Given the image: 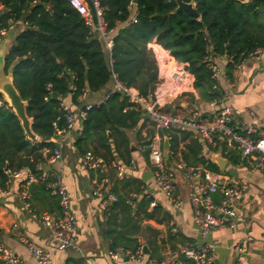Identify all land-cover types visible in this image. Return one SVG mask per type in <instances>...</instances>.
Listing matches in <instances>:
<instances>
[{"label":"trees","instance_id":"16d2710c","mask_svg":"<svg viewBox=\"0 0 264 264\" xmlns=\"http://www.w3.org/2000/svg\"><path fill=\"white\" fill-rule=\"evenodd\" d=\"M86 1L91 23L69 0H0V30L12 23H26L4 56L5 71L12 65L13 84L26 102L32 132L39 137L35 141L26 137L19 119L0 93V189H6L11 182L9 173L22 167L34 174L43 172L39 164L55 148L50 138L67 127L66 111L61 107L64 97L77 104L85 92H96L117 79L148 98L160 81L158 62L169 61L171 67L184 68L194 77L193 88L206 100H218L223 89L211 77L212 58L227 59L222 78L233 82L237 65L264 49V0H183L193 3L198 18L185 10L175 12L176 0H95L101 10L104 37L97 29L92 0ZM106 39L112 40L110 49ZM183 94L193 99L192 93ZM85 111L76 140L81 152L87 151L82 147L91 144L94 136L100 144L109 140L106 131L112 137H120L129 151L126 131L140 120V107L129 103L116 90L107 100ZM183 130H177L180 137L177 131H162L169 137L170 151L176 150L179 140L185 138ZM149 142H143L146 158ZM187 147L188 152L183 151L182 156L188 165L193 161L205 163L203 157H197L201 148L196 139ZM32 193L47 195L51 209L59 212L57 198L43 183L32 188ZM149 201H145L146 205ZM118 202L119 198L104 210L108 222ZM107 235L112 236L113 232L108 231ZM112 240L111 249L119 247L114 237ZM138 246L135 243L130 248L121 247L135 250Z\"/></svg>","mask_w":264,"mask_h":264},{"label":"crops","instance_id":"0c3cea01","mask_svg":"<svg viewBox=\"0 0 264 264\" xmlns=\"http://www.w3.org/2000/svg\"><path fill=\"white\" fill-rule=\"evenodd\" d=\"M23 27V22H16L7 28L0 54L7 53L15 35ZM155 52L157 53L156 49ZM212 60L223 71L227 59L216 56ZM158 66L162 86H167L171 70L169 61L165 64L158 62ZM193 80L194 77L188 73L186 84L166 97L160 108L183 117L197 114L200 119L211 121L217 108L210 106V101L193 88ZM220 87L227 93L223 103L232 110L234 126L239 129L249 126L264 130V50H258L245 58L236 69L234 81L222 78ZM111 89L113 81L96 92H85L77 104H73L69 97L63 98L62 103L74 117V124L66 131H57L50 138L55 147L60 149V160L52 163L46 158L39 164V168L43 169L42 174L47 177H53L61 169L60 179L70 194L77 220V249L56 250L45 264H143L125 258L118 262L110 260L108 251L111 249L112 237L118 242V246L130 248L135 243L145 246L146 258H162L185 242L195 246L208 243L212 245L214 253L211 264H264V169L256 166L251 157L244 156L239 147L229 146L222 136H218L213 144H207L196 130L184 129L185 138L179 140L173 151L184 161L183 151L188 152L187 146L196 139L201 148L197 157H203L205 163L193 161L189 165L220 172L228 182L238 183L245 189L237 203V215L229 219L232 226L211 231L204 237L192 219L189 188L182 171L175 167L177 157H172V151L163 147L165 139L170 146L169 137L148 120L141 105L135 104L143 111L140 120L134 128L126 131L129 151H126L120 137H112L106 131L109 140L100 144L94 136L91 144L82 147L84 151L94 153L101 168L88 169L84 165V152L76 145L81 131L78 112L88 104L100 103V99ZM183 93H192L193 99ZM177 133L180 137L179 132ZM153 139H159L163 153H168L177 202L169 200L155 189L151 164L148 157L143 155L146 149L143 142ZM209 146L214 149L210 150ZM218 159L225 161L223 168L219 167ZM112 161L124 165L133 164L131 175L125 179H117L110 164ZM20 183V179H12L7 189H0V244L19 258L33 261L34 258L22 239L49 249L53 229L45 227L39 220V215H57L58 212L51 209L47 195H33L32 188L38 183L30 187L32 212L26 210L15 195ZM97 187L119 198V204L109 214V222L100 207V197L93 193ZM33 197L39 198L36 200ZM127 199H132L133 205L127 203ZM147 199L154 200L156 205L149 207L145 203ZM213 200L218 201L219 194L213 195ZM108 231L113 232V235L108 236Z\"/></svg>","mask_w":264,"mask_h":264},{"label":"built area","instance_id":"2783aa9c","mask_svg":"<svg viewBox=\"0 0 264 264\" xmlns=\"http://www.w3.org/2000/svg\"><path fill=\"white\" fill-rule=\"evenodd\" d=\"M81 16L88 22H91V13L86 0H69ZM96 9L97 29L104 37L106 31L101 18V10L98 8L97 1L92 0ZM1 9V6H0ZM26 25V23H23ZM7 33V28L0 30V40ZM112 40L106 39V47L110 49ZM264 50V49H262ZM161 64L166 62L160 61ZM212 70L211 77L220 86L222 79V69L214 62L209 65ZM238 67V65H237ZM169 84L162 86L163 81L159 78L153 94L148 98H143L133 87L121 84L117 79L113 80V89L108 91L101 99L103 102L108 99L113 91H120L132 104H139L143 107L148 120L160 131H177L180 129H194L207 144H213L218 136L226 139L229 146L239 147L241 153L246 157H251L256 166L264 169V130H258L254 127H245L239 129L232 124V110L225 105L224 99L227 93L223 91V96L210 101V106L216 107L215 117L211 121H204L194 114L191 117H183L177 114L165 112L160 108L164 99L175 93L181 85L186 84L188 72L184 68L171 67L168 75ZM2 102H0V105ZM93 104L84 106L78 112V118L84 119L87 109ZM61 107L66 111L65 120L67 127L61 131H66L74 124V117L69 113L68 108L62 103ZM178 132V131H177ZM148 159L151 164L152 180L158 193L164 195L169 200L177 202L176 186L174 176L165 163L163 148L159 139H153L148 144ZM171 156L177 157V153L170 152ZM61 153L59 148H54L49 160L52 163L59 161ZM175 167L182 171L183 176L189 188V199L192 204V219L199 227L201 235L204 237L211 231L223 229L232 226L229 222L231 217L237 215L238 200L244 194V187L235 182H228L225 176L216 171L207 168L193 167L186 164L181 157L175 158ZM84 165L88 169H100L101 164L94 153L87 150L82 155ZM111 167L117 179L128 178L134 168L133 164H120L112 161ZM60 171L54 174L52 179H48L46 174H34L27 167H22L9 173L10 179H20V187L15 192L16 197L22 202L24 208L31 211V193L30 187L34 183H43L58 200L59 212L57 215L51 213H42L39 220L45 227L52 228V244L49 249H43L27 239L22 242L27 246L32 254L33 261H25L19 258L11 250L0 244V264H45L48 262L51 254L56 250L67 248L77 249V220L72 209V200L66 186L61 182ZM10 183H7L6 189ZM93 193L100 197V207L103 210L109 209L113 202L118 200L117 196L97 187ZM219 194V200L214 201L213 195ZM127 203L133 205L132 199H127ZM156 205L154 200L149 201V207ZM110 260L118 262L122 258L131 261L142 262L143 264H211L214 260L213 247L211 244L202 243L195 246L185 242L178 248L168 253L162 258H146L142 247L139 245L135 250L123 248L121 246L108 251Z\"/></svg>","mask_w":264,"mask_h":264},{"label":"water","instance_id":"95a60500","mask_svg":"<svg viewBox=\"0 0 264 264\" xmlns=\"http://www.w3.org/2000/svg\"><path fill=\"white\" fill-rule=\"evenodd\" d=\"M237 1L245 3L248 0H237ZM132 3H136V0H132ZM176 3H177V7L174 10L175 12L179 10H185L188 13H190V15H192L194 18H198L199 16L198 12L196 11L192 2H184L183 0H176ZM5 37H3L2 40H0L1 41L0 46L4 43L3 40L6 39ZM4 56L5 55H3V53L0 54V93L2 94L3 102H6L11 107L12 111L19 119L21 127L26 137L31 141H35L37 139V135L34 132H32L31 120L26 115V110H25L26 102L21 99L18 91L16 90L13 84V78L11 73L12 65L5 71ZM163 147L165 149L169 148L167 139L164 140ZM163 156L165 158V163L167 167H170L167 151H164ZM224 162L225 161H223L222 159L217 160V163L220 168H223ZM142 250L144 251V253H146L145 246L142 247Z\"/></svg>","mask_w":264,"mask_h":264}]
</instances>
